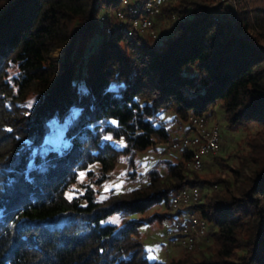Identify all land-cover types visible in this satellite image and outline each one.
<instances>
[{"label": "trees", "instance_id": "16d2710c", "mask_svg": "<svg viewBox=\"0 0 264 264\" xmlns=\"http://www.w3.org/2000/svg\"><path fill=\"white\" fill-rule=\"evenodd\" d=\"M176 2L158 46L100 23L120 0H0V264H264V0H235V26L221 2ZM218 104L244 137L210 157L208 177L181 150L145 183L97 196L120 163L133 178L138 154L169 139L164 114L185 123ZM57 122L59 150L46 143ZM186 186L208 189L193 209L210 245L150 260L140 227L178 212L141 214ZM111 215L119 222L102 223Z\"/></svg>", "mask_w": 264, "mask_h": 264}, {"label": "built area", "instance_id": "2783aa9c", "mask_svg": "<svg viewBox=\"0 0 264 264\" xmlns=\"http://www.w3.org/2000/svg\"><path fill=\"white\" fill-rule=\"evenodd\" d=\"M170 1L172 0H120V7L112 15L101 13L99 21L101 24L113 21L128 36L137 35L156 40L159 36L156 19L162 15L164 6ZM222 1L225 2L224 13L235 26L238 19L235 0ZM218 14L213 17L215 21L219 20ZM170 16L172 20L188 18L187 13L180 12H172ZM106 31L110 33V28L107 27ZM208 118L206 114L190 115L180 126L178 135L161 143L162 147L171 151L191 150L193 154L190 166L193 170H200L203 167V157L215 155L221 145L219 126ZM201 199V189L197 186L178 188L171 193L170 207L178 214L164 228V238L169 245L192 251L208 244L211 228L193 209Z\"/></svg>", "mask_w": 264, "mask_h": 264}, {"label": "rangeland", "instance_id": "374dc122", "mask_svg": "<svg viewBox=\"0 0 264 264\" xmlns=\"http://www.w3.org/2000/svg\"><path fill=\"white\" fill-rule=\"evenodd\" d=\"M173 3H177L176 0H172ZM171 2V1H170ZM219 2H221L220 8L222 10L225 9V2L222 0H214L213 6H216ZM224 2V3H223ZM168 4H166L163 8V13L159 18L156 19L157 25L159 31L158 39L153 40L156 45L161 46L164 43V40L168 34L166 31L167 27L169 26V21L167 22L164 14H165V8ZM120 7V6H118ZM117 7V8H118ZM116 9V8H115ZM115 9H110L108 12L112 15ZM176 13V12H175ZM218 14V13H217ZM234 32V31H233ZM180 34V32H175L172 37H177ZM99 38V35L96 34L93 37V45L97 42ZM53 58H63V50L58 49L52 54ZM13 74V70L9 71V75ZM216 112H214L212 115L209 116V120L219 126L220 133H221V145L219 151L215 155L225 156L230 153H233L236 148H238V145L240 144V140L244 137V132L238 131H230L228 128H226L222 110L220 109L219 104L215 107ZM162 121V122H161ZM164 124V126L167 128V132L169 134V138L175 137L180 132V126L183 125V123H176L177 121L173 118L172 113H166L163 115L161 120L159 121ZM66 122L58 123L52 125L50 136L46 138V143L50 146H53L55 149L59 150L61 147H65L68 145V142L64 139H62V135L65 129ZM48 145H44L41 150L46 151L48 150ZM180 156L179 151H171L166 150L162 147V145H157L154 149H148L143 153H139L137 157L138 161V170L135 176L132 178H129L127 176V172L129 171L128 166L126 165V162L123 161L120 163L113 171L112 177L104 182V184L99 188L100 193L97 194L99 197H105L107 195V192L110 189H113L115 192H121L125 188L134 187L139 184L145 183L146 176L145 171L150 168L158 159H176ZM162 167V165H161ZM215 169L214 164H212L210 157L207 158L206 156L203 157V167L200 170H194L195 173H199L201 177H208L209 173H212ZM97 189V188H96ZM202 196L208 192V189L201 188ZM165 212H173L171 210V207L168 208L167 206L162 205H154L148 209H146L141 215H153V214H160ZM170 218V220H172ZM169 219H165L164 221L159 222L157 219H155L152 222H149L147 224H144L140 227L142 241H143V247L146 251V257L150 260H159L164 261L168 260L173 256L179 255L183 249L181 247L176 246H170L166 242V239H164L163 231L164 227L168 224L170 221ZM118 223L119 218L116 215H111L107 218V220H103L102 223ZM212 230V228H211ZM211 232V231H210ZM210 245V241L207 245H205L203 248H206ZM192 251H198V249H194Z\"/></svg>", "mask_w": 264, "mask_h": 264}, {"label": "snow or ice", "instance_id": "6c2138e0", "mask_svg": "<svg viewBox=\"0 0 264 264\" xmlns=\"http://www.w3.org/2000/svg\"><path fill=\"white\" fill-rule=\"evenodd\" d=\"M83 175H84V174H83V173H81V177H83Z\"/></svg>", "mask_w": 264, "mask_h": 264}]
</instances>
